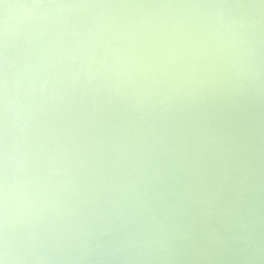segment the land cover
Returning a JSON list of instances; mask_svg holds the SVG:
<instances>
[{
	"label": "clouds",
	"instance_id": "1",
	"mask_svg": "<svg viewBox=\"0 0 264 264\" xmlns=\"http://www.w3.org/2000/svg\"><path fill=\"white\" fill-rule=\"evenodd\" d=\"M264 264V0H0V264Z\"/></svg>",
	"mask_w": 264,
	"mask_h": 264
},
{
	"label": "bare ground",
	"instance_id": "2",
	"mask_svg": "<svg viewBox=\"0 0 264 264\" xmlns=\"http://www.w3.org/2000/svg\"><path fill=\"white\" fill-rule=\"evenodd\" d=\"M220 264H245L243 260L240 259H234L231 257H228L220 262Z\"/></svg>",
	"mask_w": 264,
	"mask_h": 264
}]
</instances>
